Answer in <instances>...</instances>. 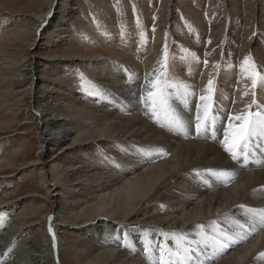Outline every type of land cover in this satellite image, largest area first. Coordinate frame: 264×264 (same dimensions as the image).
Returning a JSON list of instances; mask_svg holds the SVG:
<instances>
[{
  "label": "bare ground",
  "instance_id": "obj_1",
  "mask_svg": "<svg viewBox=\"0 0 264 264\" xmlns=\"http://www.w3.org/2000/svg\"><path fill=\"white\" fill-rule=\"evenodd\" d=\"M172 1L162 0L149 31L123 0L119 12L93 10L86 28L74 23V0H39L18 26L15 1L1 0L0 264H64L61 251L74 264H166L162 251L169 264H264V135L238 167L224 147L229 125L240 123L230 117L264 113V82L253 87L251 78L264 76V0H244L242 17L239 0H214L218 30L207 39L188 22L192 43L172 29ZM142 92L146 120L132 99ZM213 105L223 115L211 118L228 125L207 121L197 134ZM21 108L39 139L36 158L24 138L12 145ZM179 110L190 119L183 128L173 122ZM30 170L55 196L54 212L42 204L16 213L33 198L3 203ZM66 230L81 238L67 243Z\"/></svg>",
  "mask_w": 264,
  "mask_h": 264
},
{
  "label": "rangeland",
  "instance_id": "obj_2",
  "mask_svg": "<svg viewBox=\"0 0 264 264\" xmlns=\"http://www.w3.org/2000/svg\"><path fill=\"white\" fill-rule=\"evenodd\" d=\"M14 1H15V5L11 6L10 10L13 11L15 14H18V16L14 17L16 20L13 21V25L15 24V26H18V25L24 24V22H25L24 19L26 18L25 13L27 11H31L32 7L37 5L36 2L39 0H14ZM123 1H125L127 8H129V9H127L128 15L131 18L132 22L137 21V12L139 10H141V13L143 14V16L144 17L146 16L145 17L146 29L149 31L155 29L154 27H156L157 24L159 23V21L161 20L162 0H138V3H137V0H123ZM239 1L241 4V8L238 11L239 14L238 13H236V14L241 15V17H242L245 14V13H243V11H245L244 10V4H243L244 0H239ZM118 2H119V0H74L73 7H74V10H76V17H75L74 23H76L78 25L81 24L85 28L91 27V26H93L94 21H95V16L92 13L93 10L98 9L97 11L99 12V14L101 13V10L103 8H105V9L107 8L106 10H109L112 12H119L120 11V5ZM172 2H173L172 3L173 10L175 11L174 12V20L172 22V29L175 31V33L178 37V40L180 39L179 42H181V43H186V42L192 43L193 42L192 37L189 35L188 31L186 30L188 28L187 25L191 22H196L197 24L199 23V25H200L199 29L202 32L204 31L203 33H205L207 39L212 37L214 35V33L218 30L219 22L216 21L215 17L209 16L210 10L216 6L214 0H173ZM135 3L137 5H135ZM0 4H2L1 0H0ZM91 5H92V7H91ZM227 7L229 10H233V7L231 4H229V2H227ZM116 15H118V13ZM11 25H12V22H11ZM61 42L63 43L64 41L61 40ZM65 47L66 46H64L62 50H65ZM60 48H54L53 50L56 51L58 54V53H61V51H59ZM78 48H81V46H78ZM98 50H101V48H98L97 51ZM129 75L131 76V74H129ZM194 75H195V71H193V70H191L188 73L190 80H191V77ZM132 83L135 84L136 86H138L139 87L138 89L140 91V87L142 86V81L140 79H138V80L134 79V80H132ZM193 93H197L200 96V94L202 92H199V90L195 88L194 91L192 92V94ZM136 95L137 96H132V99L136 103V106H139L137 108H139V110H140L139 112L143 113V116L146 120V109H145L146 106L144 107V105H146V95L143 92L137 93ZM209 95H210V91L208 90L207 96L209 97ZM143 97L145 100L143 99ZM139 101H140V103H139ZM234 103H237V101H235ZM262 103L264 104V101ZM131 107H133V106H131L130 104H126L124 107H121L119 109V112L122 111V113L123 112L127 113V112H129V109H131ZM211 109L212 110H210V112L207 116L208 124L211 123L209 125L214 126L217 122H221V121H222V123L228 125V122H227L228 119L227 118H225L226 121L223 119L220 121H218V120L216 121L215 119L211 118L212 114L223 115V113L220 111L222 108H217L215 105H213L211 107ZM185 110H190V112L192 114L193 108L189 109V107H188V109H185ZM19 112L22 113V116L19 117L20 123H22V125H20V126L18 125V127L13 128V132H10L13 135L14 134L17 135V136H14V140L12 141V145L14 147L18 144H21V142L20 141L18 142V140L21 138H24L25 139L24 142L28 146L27 148L28 149L32 148L31 149L32 153H33L34 157L36 158L38 151H39V139L35 134L34 126H32V123L29 120H26V118H27L26 111L21 108ZM144 112H145V114H144ZM213 112H215V113H213ZM176 114H177L178 119L182 122H186V121L190 120V119H188L189 116L183 117V112L181 110L177 111ZM168 116H169L168 113L165 112L164 118H167ZM175 120L176 119H174L173 122ZM7 132H3V131L0 132V136L2 134L7 133ZM204 132L206 133L205 128H204ZM18 133H20V134H18ZM184 133H185V131L181 132V130H180L179 135L182 138H187V135H184ZM183 140H185V139H183ZM144 148L146 149V147H144ZM145 149H139V153L141 154L143 162L145 163V166H146V162H145L146 161V159H145L146 158V156H145L146 150ZM7 153L8 154L10 153L9 147L7 149ZM137 160L139 161L138 163L141 162V160H139L138 158H137ZM231 161H234V160L231 159ZM234 164H236L237 167L239 166L235 161L233 162V165ZM239 169L243 170L242 167L238 168V170ZM226 177H229V176L227 175ZM10 192L12 194L9 195V197H8L9 199L3 198V200H4L3 203H11V202H15V201L20 200V199H26V200L29 199V201H30L32 198L35 199V202H36V203H34V200H31L30 201L31 204L29 203L30 205L28 204V201H26L25 203H23L21 205L19 204L18 208L16 209V213L21 212L23 215L24 211L22 209L29 211V206H31V207L35 206L36 207L38 205L41 206L42 204L45 206L46 211H48V212L51 211V213L54 212V209H52L54 207L52 200L55 198V196L52 195L51 196L52 199H49L50 196H48V194L44 191V189H42L38 171H34V170L28 171L26 173V175L23 177V179L20 180V182L17 185L13 186L12 189H10ZM46 198L48 200H46ZM246 212L243 213V215L245 217H246V215H245ZM1 223H3V222L1 221ZM31 228H33V227H31ZM44 228L46 229L45 225L43 226V229ZM27 229H29V228H27ZM196 232L199 233L198 230ZM204 232L205 231L203 229H200L201 234H204ZM63 236L66 237L67 243H70L71 239H73V238H75V239L81 238L79 234L74 235L73 233L70 232V230H66L65 234ZM201 246H203V245H201ZM162 255H164V262L166 264H169L170 260L168 257H166V252L162 251L160 257ZM68 256L71 257V254L69 253ZM68 256L65 254V251H61V254H60L61 258L60 259L63 261V263L64 264H74L73 262H71L69 260ZM151 264H155V262L152 260Z\"/></svg>",
  "mask_w": 264,
  "mask_h": 264
},
{
  "label": "snow or ice",
  "instance_id": "obj_3",
  "mask_svg": "<svg viewBox=\"0 0 264 264\" xmlns=\"http://www.w3.org/2000/svg\"><path fill=\"white\" fill-rule=\"evenodd\" d=\"M245 64L248 63V58H245L244 61ZM252 78V84L253 87H256V85L260 82H264V76H261L260 73L258 72H253L251 74ZM211 85L212 81H209V91H211ZM159 87V81H154L153 82V88L154 91L149 93L150 96H156L158 93L156 89ZM159 96L161 98V102H163V92H159ZM206 99L204 96H201V100ZM155 103V101H153ZM255 103V101H253ZM207 115H208V110L206 107L205 111V117L202 122H198L196 124V131L197 134H200L202 126L205 128V131L207 130ZM230 119H234L236 121H239L240 123L236 125L234 128L230 124L229 128L231 131H226L225 133V151L228 152L233 160H237L239 155H244L245 159H247V153L246 150L249 146L250 141L260 135H264V113L262 112H248L246 114H239L235 115L234 117H230ZM174 125L177 128H183L184 124L182 121H180L178 118L174 121ZM231 137L230 143L228 142V137ZM220 176H227L229 175L226 172H220ZM262 223H264V218H262ZM243 227V225H241ZM161 264H163V261H161Z\"/></svg>",
  "mask_w": 264,
  "mask_h": 264
}]
</instances>
